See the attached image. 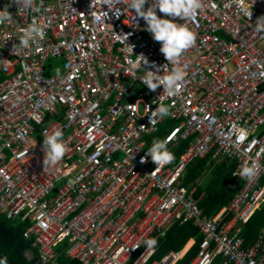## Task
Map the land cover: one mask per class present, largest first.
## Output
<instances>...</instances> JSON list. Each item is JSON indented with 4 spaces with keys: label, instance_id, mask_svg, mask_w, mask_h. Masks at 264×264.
<instances>
[{
    "label": "built area",
    "instance_id": "built-area-1",
    "mask_svg": "<svg viewBox=\"0 0 264 264\" xmlns=\"http://www.w3.org/2000/svg\"><path fill=\"white\" fill-rule=\"evenodd\" d=\"M130 2L0 0L12 17L0 24V211L29 223L24 236L42 264H59L65 241L66 256L81 264H176L179 252L151 261L155 247L143 242L177 221L203 237L190 264H264V227L247 245L238 226L264 204V32L254 30L264 0H239L243 10L238 0H201L185 20L157 10L195 34L179 65L165 59ZM33 22L44 39L19 47ZM141 55L149 64L133 67ZM58 59L59 76L51 72ZM177 66L186 77L176 96L142 83L147 71ZM161 103L170 114L152 126ZM166 118L175 122L164 138L174 160L156 169L141 160ZM52 129L63 132L67 152L44 168L43 133ZM181 141L189 146L177 156ZM209 155L215 164L234 161L233 177L251 160L258 165L212 216L186 185L192 161Z\"/></svg>",
    "mask_w": 264,
    "mask_h": 264
},
{
    "label": "clouds",
    "instance_id": "clouds-1",
    "mask_svg": "<svg viewBox=\"0 0 264 264\" xmlns=\"http://www.w3.org/2000/svg\"><path fill=\"white\" fill-rule=\"evenodd\" d=\"M148 2L149 0H131L127 6L130 9H134L136 15L142 17L146 22L147 27L145 30L151 34L154 41L160 43L161 46L159 50L165 59L168 62L179 65L183 53L195 43V34L184 24L176 23L169 18L158 16L157 10L165 14L166 17H179L183 20L191 19L201 8V0H152L150 7L144 10V6ZM30 3L31 0H29V4ZM237 6L243 10V5L239 3V0ZM35 10L39 11V9ZM250 15L251 13L249 17ZM11 19L12 17L7 9L0 11V24L10 22ZM254 30L257 33L264 32V17L258 18ZM45 35L44 29L39 24L33 22L25 28L23 34L19 36L18 46L21 48H28L30 43L43 40ZM142 61L144 65L149 64V61L141 55L139 61L134 62L132 66L135 67L136 63L142 65ZM57 75H60L59 69H57ZM185 77L186 72L184 69L177 66L171 69L166 75L147 71L146 77L142 80V83L152 91L162 86L167 95L172 97L181 92ZM157 114L161 118L167 117L170 114L169 106L161 103L155 108L150 119L152 126L156 123L153 117ZM43 150L44 168H54L64 158L67 152V146L63 140V132L59 129L46 130L43 133ZM147 158H150L151 162L157 166L156 169L163 168L170 164L174 160V155L168 149V140H153L151 146L147 149L146 157L142 158L141 162H146ZM257 175L258 165L254 160L245 164L239 171V176L249 181L255 179ZM143 243L148 249H153L157 241L155 238H150ZM0 264H7V259L0 258Z\"/></svg>",
    "mask_w": 264,
    "mask_h": 264
},
{
    "label": "trees",
    "instance_id": "trees-1",
    "mask_svg": "<svg viewBox=\"0 0 264 264\" xmlns=\"http://www.w3.org/2000/svg\"><path fill=\"white\" fill-rule=\"evenodd\" d=\"M174 124V121L166 118L154 140H163L169 132V127ZM188 146L189 141H181L174 149L176 155L179 156ZM210 161V156L192 161L188 167L186 185H198L197 196H201L206 191V195L202 198L200 204L206 215L212 216L221 207L230 204L235 195L245 186V180L232 176V172L236 167L234 161L227 160L216 165L212 162V166L209 164ZM201 181L204 182L202 185H200ZM28 226L29 223L26 221L20 218L9 219L6 214L0 211V258H6L7 264H42L39 253L33 246V241L24 236ZM263 226L264 205L256 211L243 229V236L247 245L253 243ZM192 238L197 240V244L176 264H190L199 252L203 237L198 233L197 227L192 222L184 224H180L178 221L175 222L166 235L159 238L158 247L151 261L161 260L170 251L180 252L184 247V249L187 247L190 249L194 244L193 240H190ZM67 244L68 241H65L57 247L60 252L57 259L58 263L81 264L78 260L66 256L65 248Z\"/></svg>",
    "mask_w": 264,
    "mask_h": 264
},
{
    "label": "crops",
    "instance_id": "crops-1",
    "mask_svg": "<svg viewBox=\"0 0 264 264\" xmlns=\"http://www.w3.org/2000/svg\"><path fill=\"white\" fill-rule=\"evenodd\" d=\"M151 142H153V141H151ZM209 156H210V155H209ZM210 158H211V156H210ZM230 161H231V160H230ZM212 162H213V161H212V159H211V161L209 162V164L211 163L210 166H212V164L214 163V162H213V163H212ZM223 162H224V161H223ZM223 162H221V163H223ZM221 163H219V164H221ZM235 164H236V163H235ZM214 165H216V164L214 163ZM235 168H236V167H235ZM234 170H235V169H234ZM234 170H233V171H234ZM187 171H188V170H187ZM232 176H233V172H232ZM234 178H238V177H234ZM239 179H242V178H239ZM243 180H245V185H246L247 180H246V179H243ZM203 183H204V182L201 181V182H200V185H202ZM189 187H191V188L196 187L197 190H198V188H199L198 185L189 186ZM244 187H245V186H244ZM244 187H243V188H244ZM243 188H242V189H243ZM242 189H241V190H242ZM241 190H240V191H241ZM240 191H239V192H240ZM239 192H238V193H239ZM197 193H198V192H197ZM202 195H203V197H204V196L206 195V191H204ZM263 205H264V204H263ZM223 207H225V206H223ZM223 207H221V208H223ZM221 208H220V209H221ZM261 208H262V207H261ZM261 208H260V209H261ZM203 209H204V208H203ZM232 217H233V215L230 214L229 217H228V219H231ZM248 222H249V221H248ZM248 222H246V223L240 222L239 225H238V226L240 227V229H241V235H242V236H243V229H244L245 225H246ZM179 223H180V222H179ZM180 224H181V223H180ZM195 227H197V226H195ZM263 227H264V226H263ZM197 229H198V227H197ZM262 229H263V228H262ZM262 229H261V230H262ZM260 232H261V231H260ZM260 232H259V233H260ZM198 233L200 234L199 229H198ZM259 233L257 234V236L259 235ZM200 235H201V234H200ZM201 236H202V235H201ZM257 236L255 237L253 243H254L255 240L257 239ZM156 237H157V236H156ZM243 237H244V236H243ZM154 238H155V237H154ZM190 240H193L194 244L192 245V247H191L190 249H189L188 247H187L186 249H184V248H185V247H184V248H183L184 251H183V249H182V250L179 252V253L181 254V252L183 251V252H182L183 255H184V253L187 252V253H186L183 257H181L180 259L184 258V257H185V256H186V255H187V254H188V253H189V252L195 247V245L197 244V240H196L195 238H192V239H190ZM190 240H189V241H190ZM189 241H188V242H189ZM158 242H159V240H157V244H156V246H155V250H156L157 247H158ZM188 242H187V243H188ZM253 243H251V244H253ZM186 245H187V244H186ZM186 245H185V246H186ZM249 245H250V244H249ZM188 249H189V250H188ZM187 250H188V251H187Z\"/></svg>",
    "mask_w": 264,
    "mask_h": 264
},
{
    "label": "rangeland",
    "instance_id": "rangeland-1",
    "mask_svg": "<svg viewBox=\"0 0 264 264\" xmlns=\"http://www.w3.org/2000/svg\"><path fill=\"white\" fill-rule=\"evenodd\" d=\"M260 47L264 49V42L260 43ZM57 63H58V69H61L62 68V64H63L62 59H58L57 60ZM229 68L232 69L233 68L232 65H230ZM51 72L52 73H56L57 70L52 69ZM59 185H61V184H59Z\"/></svg>",
    "mask_w": 264,
    "mask_h": 264
},
{
    "label": "bare ground",
    "instance_id": "bare-ground-1",
    "mask_svg": "<svg viewBox=\"0 0 264 264\" xmlns=\"http://www.w3.org/2000/svg\"><path fill=\"white\" fill-rule=\"evenodd\" d=\"M180 256L182 257L183 256V253L181 252Z\"/></svg>",
    "mask_w": 264,
    "mask_h": 264
}]
</instances>
